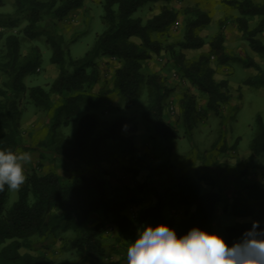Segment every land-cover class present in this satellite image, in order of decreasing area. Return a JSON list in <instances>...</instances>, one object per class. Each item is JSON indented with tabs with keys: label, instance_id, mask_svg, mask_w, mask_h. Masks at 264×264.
<instances>
[{
	"label": "trees",
	"instance_id": "trees-1",
	"mask_svg": "<svg viewBox=\"0 0 264 264\" xmlns=\"http://www.w3.org/2000/svg\"><path fill=\"white\" fill-rule=\"evenodd\" d=\"M87 0H15L13 12L0 11V72L5 80L0 87V149L13 151L23 145L21 118L22 98L27 96L36 106L46 111L54 108L52 95H57L61 104L57 115L67 113L65 125L82 111L86 95L102 81V72L97 59L111 57L119 61L113 74V87L102 91L99 96L117 93L125 99L126 107H131L141 96L144 85L150 88L149 102L142 113L156 134L168 144L172 152V142L179 138L178 130L165 118L167 99L174 91L159 73H144L145 62L154 55L166 52L173 66L181 76L195 86L206 99V108L201 109L196 95L184 93L179 99V109L183 126L191 133L196 121L212 112L221 116L223 106L228 104V81H216V70L211 64L212 57L217 65L239 61L247 68H255L258 74L247 80V84L264 87V68L249 56H232L228 53L223 33L224 22L219 21V30L209 43L210 51L197 60H188L184 50L200 49L206 41L199 35V28L208 25L211 17L207 12L192 9L196 17H187L182 40L165 43L154 38L155 33L164 32L177 19V11L164 6L158 14L143 21L135 13L149 3L169 0H103L102 21L104 30L96 36L94 44L79 59L71 57L64 37L56 32L57 23L72 11L82 8ZM240 15L236 23L252 50L264 56V41L259 35L264 32V0H229ZM0 0V8L5 6ZM260 18L259 23L250 27V21ZM22 33L27 39L42 37L53 49L51 61L60 66V73L49 90L40 85L27 86L25 79L34 74L41 65V50L33 46L22 53V40L14 32L23 23ZM96 96L97 98L99 96ZM204 115V116H203ZM130 121L126 117L111 123L105 134L97 136L98 117L86 112L79 119L78 128L70 145H55L51 149L54 157L64 161L82 159L88 150L96 158L102 156L103 143L107 140L131 143L132 137L123 135L124 125ZM134 130V129H133ZM50 140L42 145L50 147ZM252 157L264 154V121L257 118V131L250 146ZM128 170V169H127ZM27 181L18 191L17 200L7 207L9 192H0V264H61L44 255L34 254L50 235L61 234L65 244L90 260H98L105 255L103 243L107 231L105 220L114 225L120 236L137 235L138 229L165 224L183 236L193 227L213 233L212 224L222 196L217 192H203L197 176L180 175L178 179L177 201L186 208H193L186 217L177 220L166 214V209L175 203L157 194L155 204L143 205L137 215L130 217L126 210L137 203L129 198L123 189H109L106 179L95 172L60 175L56 170L44 174L37 170L27 173ZM227 208H224L226 210ZM104 220L89 226L93 215ZM245 220L228 225L223 230V239L231 246L241 235L251 229L252 222ZM260 229L264 222L259 221ZM27 249V252H22Z\"/></svg>",
	"mask_w": 264,
	"mask_h": 264
},
{
	"label": "rangeland",
	"instance_id": "rangeland-1",
	"mask_svg": "<svg viewBox=\"0 0 264 264\" xmlns=\"http://www.w3.org/2000/svg\"><path fill=\"white\" fill-rule=\"evenodd\" d=\"M229 0H169L149 3L139 9L136 17L148 20L161 12L164 6L177 11V19L164 32L155 33L154 38L165 43L183 39L187 17L195 18L192 9L207 12L211 22L199 28V35L206 41L200 49L184 50L188 60H197L209 53V43L219 30V21H223V33L228 53L232 56H249L264 68V56L250 47L236 23L240 15ZM259 2L261 0H254ZM2 12H13L15 0H5ZM103 0H87L82 8L72 11L57 23L56 32L64 37L65 45L74 59L85 55L94 44L96 36L105 26L102 21ZM260 18L250 21V27L259 23ZM24 22L14 30L22 40V53L26 54L33 46L41 50V65L34 74L26 77L27 86L40 85L50 89L60 73V66L51 61L53 49L45 37L37 40L27 39L22 33ZM259 37L264 41V32ZM211 64L215 68L216 81L227 80L228 104L223 106L221 116L208 112L198 119L187 133L183 126L179 109V99L184 93L196 95L201 109L206 108L205 96L173 66L170 55L162 52L145 62L144 73H159L167 84L174 88L167 99L166 120L179 132V138L173 140L172 152L167 142L158 136L154 128L143 120L150 95V88L143 86L141 96L131 107H126L125 99L117 93L99 96L102 91L112 89L113 74L119 61L111 57L97 59L102 72V81L91 93L86 95L81 113L69 125L64 122L66 112L57 115L61 100L52 95L54 108L46 111L36 106L27 96L22 98L23 114L21 125L23 145L20 150L32 153L33 159L25 166L26 174L37 170L44 174L56 170L60 175L69 177L74 174L95 172L106 179L109 189L119 187L137 203L129 206L126 214L134 217L143 205L155 204L157 194L167 200L175 199L174 205L166 209V214L177 220L184 219L186 208L177 201L178 179L180 175L197 176L203 192H217L222 196L212 224L213 233L223 238L226 226L245 220L264 222V154L252 157L251 142L257 131V118L264 121V87L247 84L249 78L258 74L255 68H247L239 61H230L226 65H217L214 57ZM5 77L0 72V87ZM99 96L98 98L96 96ZM86 112L98 117L97 136L106 133L109 125L119 118L129 119L127 130H122L126 137H132L131 143L107 140L103 143L104 151L100 158L88 150L82 159L64 161L52 155L55 145H70L78 128L80 117ZM134 129V130H133ZM54 141L50 147L43 146L45 140ZM128 169V170H127ZM18 198V191L9 192L6 206L10 207ZM224 208H227L224 210ZM104 220L100 215H93L89 226ZM107 231L103 238L105 255L98 260H90L65 244L61 234L50 235L43 239L34 254H41L61 264H127V248L135 242L137 235L120 236V232L108 220ZM22 249V252H27Z\"/></svg>",
	"mask_w": 264,
	"mask_h": 264
},
{
	"label": "clouds",
	"instance_id": "clouds-1",
	"mask_svg": "<svg viewBox=\"0 0 264 264\" xmlns=\"http://www.w3.org/2000/svg\"><path fill=\"white\" fill-rule=\"evenodd\" d=\"M128 125H124L127 130ZM29 151L0 149V192L19 191L27 181ZM127 264H264V229L253 221L231 246L216 233L193 227L183 236L165 224L138 229L127 248Z\"/></svg>",
	"mask_w": 264,
	"mask_h": 264
},
{
	"label": "crops",
	"instance_id": "crops-1",
	"mask_svg": "<svg viewBox=\"0 0 264 264\" xmlns=\"http://www.w3.org/2000/svg\"><path fill=\"white\" fill-rule=\"evenodd\" d=\"M260 2V1H259Z\"/></svg>",
	"mask_w": 264,
	"mask_h": 264
}]
</instances>
